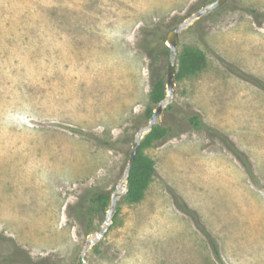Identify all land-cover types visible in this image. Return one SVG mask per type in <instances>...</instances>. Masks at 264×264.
<instances>
[{
    "label": "rangeland",
    "instance_id": "rangeland-1",
    "mask_svg": "<svg viewBox=\"0 0 264 264\" xmlns=\"http://www.w3.org/2000/svg\"><path fill=\"white\" fill-rule=\"evenodd\" d=\"M211 1L0 0V255L17 246L36 262L79 264L87 236L69 209L86 190L111 194L123 175L150 91L145 31L167 34ZM184 46L206 67L175 82L161 115L173 137L144 152L155 175L139 203L118 202L86 264H216L176 198L224 264H264V91L229 68L264 82V0H227L179 34L178 54ZM155 65L166 75L167 59ZM194 114L248 157L257 184L188 124Z\"/></svg>",
    "mask_w": 264,
    "mask_h": 264
},
{
    "label": "trees",
    "instance_id": "trees-1",
    "mask_svg": "<svg viewBox=\"0 0 264 264\" xmlns=\"http://www.w3.org/2000/svg\"><path fill=\"white\" fill-rule=\"evenodd\" d=\"M236 8L248 12L253 17L257 15L256 10L247 8L242 4H236ZM220 9L221 8L217 9L216 11ZM201 20H203V18H201L199 21ZM145 32L149 33L150 36V39L144 40L142 43V48L146 51L150 59L148 68L150 91L148 95V104L143 114L134 118L132 121L136 131L140 126L146 125V123L151 118L156 105L166 96L164 68L162 69L161 67L155 65L160 57L165 59L168 58V48L165 45L166 34H164L158 26L150 30H146ZM206 64L207 60L203 51L197 47L184 46L177 57V69L174 76L175 82H181L184 79H188L196 75L206 67ZM229 68L236 76L254 84L264 91V82L260 79L245 74L230 65ZM170 109L171 106H168L165 111ZM187 122L192 128L202 130L209 138L216 139L219 143H221L226 148V150L230 152L233 157L241 164L245 173L253 181V183L257 184L248 157L242 151H240L232 141H230L218 130L205 125L201 121L200 116L197 114L191 115L187 119ZM76 132L92 138L99 144H103L110 148H113L114 146V143L101 142L99 138L91 133H84L80 130ZM171 137H173L172 128L163 123H161L159 126L152 127L151 131L143 137L127 178V193L120 200L121 202L127 204H137L143 199L145 191L147 190L148 185L152 181L156 172L154 161L144 152L146 149L151 148L155 143L162 140H167ZM132 142L133 139L130 141L131 145ZM108 200L109 194L107 192L90 189L81 194L78 198V201L72 207H70L69 214L78 223L79 229L83 235L88 236L91 234L94 228L95 219L97 217L102 218L105 216ZM175 202L178 209L191 218L195 227L206 239L216 264H224L219 253L217 242L201 223L197 213L194 210L188 208L181 199L176 198ZM118 210L119 208L116 207V212ZM12 263L45 264V260L42 259L37 262L33 261L26 251L15 246L9 254L0 255V264Z\"/></svg>",
    "mask_w": 264,
    "mask_h": 264
},
{
    "label": "water",
    "instance_id": "water-1",
    "mask_svg": "<svg viewBox=\"0 0 264 264\" xmlns=\"http://www.w3.org/2000/svg\"><path fill=\"white\" fill-rule=\"evenodd\" d=\"M226 1L227 0H213L207 3L206 5L192 13L188 18L184 19L182 22H180L178 25H176L174 28L167 32L165 38V42L167 43L166 47L168 48L167 68L165 75L166 96L156 105L153 110L152 116L146 123V125L140 126L136 131L133 137V142L130 148L127 164L124 169L123 175L119 183L114 188L113 192L109 194L107 211L105 213L102 226L97 232L92 233L86 237L84 246L80 252L79 264H86V252L89 250L90 247L95 246L104 237L108 228L112 224V219L116 212L117 204L127 193V178L136 153L138 151V148L140 146V142L143 137L151 131L152 127L161 125V115L172 102V98L175 92L174 76L177 69V44L179 34L182 31L191 27L196 21L221 8L226 3Z\"/></svg>",
    "mask_w": 264,
    "mask_h": 264
}]
</instances>
